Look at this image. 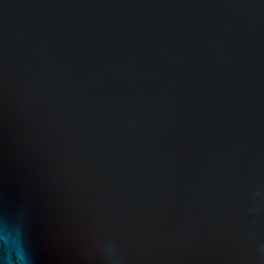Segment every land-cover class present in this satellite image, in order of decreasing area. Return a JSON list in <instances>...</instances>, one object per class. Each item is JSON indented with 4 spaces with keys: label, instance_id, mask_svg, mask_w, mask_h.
Returning <instances> with one entry per match:
<instances>
[{
    "label": "water",
    "instance_id": "1",
    "mask_svg": "<svg viewBox=\"0 0 264 264\" xmlns=\"http://www.w3.org/2000/svg\"><path fill=\"white\" fill-rule=\"evenodd\" d=\"M264 264V0H0V264Z\"/></svg>",
    "mask_w": 264,
    "mask_h": 264
},
{
    "label": "clouds",
    "instance_id": "2",
    "mask_svg": "<svg viewBox=\"0 0 264 264\" xmlns=\"http://www.w3.org/2000/svg\"><path fill=\"white\" fill-rule=\"evenodd\" d=\"M2 264H29L22 252L17 254V258L14 260L11 256L4 258Z\"/></svg>",
    "mask_w": 264,
    "mask_h": 264
}]
</instances>
